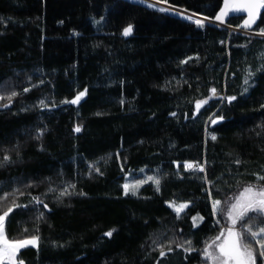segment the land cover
<instances>
[{
    "label": "trees",
    "instance_id": "1",
    "mask_svg": "<svg viewBox=\"0 0 264 264\" xmlns=\"http://www.w3.org/2000/svg\"><path fill=\"white\" fill-rule=\"evenodd\" d=\"M159 1L264 31V4ZM247 184L264 187V36L139 0H0V214L37 239L3 264H208L212 200Z\"/></svg>",
    "mask_w": 264,
    "mask_h": 264
},
{
    "label": "rangeland",
    "instance_id": "2",
    "mask_svg": "<svg viewBox=\"0 0 264 264\" xmlns=\"http://www.w3.org/2000/svg\"><path fill=\"white\" fill-rule=\"evenodd\" d=\"M139 1L200 24L206 22L218 23L203 15L173 7L165 1ZM258 1L264 4V0ZM239 3V0H228L227 3L225 2L222 12L232 14L234 8H239ZM244 7H248L250 16L254 17L260 11L262 5L253 3L251 0H244ZM242 15L248 18L247 13ZM218 24L230 30L264 36V31H250L227 23ZM188 163L186 164L187 169ZM125 178L126 192H135L139 186L154 177L143 168L126 173ZM168 204L179 214L190 205L186 201H170ZM212 205L216 222L223 230L216 238L209 241L205 247L208 264H264V226L260 223V219H264L260 215L261 213L264 215V187L258 184L244 185L224 201L213 199ZM27 245H37V239H9L5 232V214H0V249L2 250L0 252V264H3L6 260L11 261V252L17 253ZM2 253L3 255H1Z\"/></svg>",
    "mask_w": 264,
    "mask_h": 264
},
{
    "label": "water",
    "instance_id": "3",
    "mask_svg": "<svg viewBox=\"0 0 264 264\" xmlns=\"http://www.w3.org/2000/svg\"><path fill=\"white\" fill-rule=\"evenodd\" d=\"M240 1V5H239V8L238 9H235L234 8V12L233 13H236V14H244V13H247L248 14V18H250V19H253V18H255L256 17V15L259 13H257L254 17L253 16H250V12H249V10H248V7H244V0H239ZM253 3H256V4H258V5H262L263 6V2L262 3H259V1L258 0H251ZM228 2V0H226V3ZM235 2H237V1H235ZM225 5V4H224ZM261 10V9H260ZM216 22H218V23H225L224 22V20H223V18L221 17V16H219V17H217V19L215 20ZM217 23V24H218Z\"/></svg>",
    "mask_w": 264,
    "mask_h": 264
},
{
    "label": "built area",
    "instance_id": "4",
    "mask_svg": "<svg viewBox=\"0 0 264 264\" xmlns=\"http://www.w3.org/2000/svg\"><path fill=\"white\" fill-rule=\"evenodd\" d=\"M188 169H190V170H193V169L201 170V169H203V167L200 163L191 161L188 163Z\"/></svg>",
    "mask_w": 264,
    "mask_h": 264
},
{
    "label": "crops",
    "instance_id": "5",
    "mask_svg": "<svg viewBox=\"0 0 264 264\" xmlns=\"http://www.w3.org/2000/svg\"><path fill=\"white\" fill-rule=\"evenodd\" d=\"M2 250L0 249V252H1ZM1 255H3V253L1 254Z\"/></svg>",
    "mask_w": 264,
    "mask_h": 264
}]
</instances>
